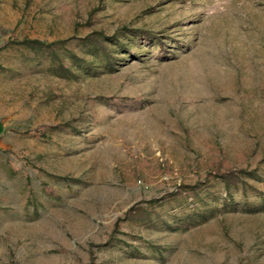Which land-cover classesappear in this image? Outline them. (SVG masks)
Masks as SVG:
<instances>
[{
    "label": "rangeland",
    "instance_id": "374dc122",
    "mask_svg": "<svg viewBox=\"0 0 264 264\" xmlns=\"http://www.w3.org/2000/svg\"><path fill=\"white\" fill-rule=\"evenodd\" d=\"M123 29L156 40L73 80L17 45ZM263 169L264 0H0V264H264V211L180 232L189 208L159 204L198 185L220 207L213 174ZM248 183L236 205L264 200Z\"/></svg>",
    "mask_w": 264,
    "mask_h": 264
},
{
    "label": "trees",
    "instance_id": "16d2710c",
    "mask_svg": "<svg viewBox=\"0 0 264 264\" xmlns=\"http://www.w3.org/2000/svg\"><path fill=\"white\" fill-rule=\"evenodd\" d=\"M149 39L156 40V37L147 30L123 29L122 33L112 35L94 31L71 45L67 41L46 43L31 39L21 40L17 42V45L25 49V52L22 53L25 59L44 61L47 70L53 75L73 80L79 77L78 72L86 75L112 72L120 61L118 53L129 57L137 56L142 43ZM66 58L70 59L71 66L64 63ZM212 176L214 179L219 178L226 189L221 206L214 205L217 202L216 197L209 195L211 190L207 186L204 189L203 186L198 185L187 187L182 191L168 194L159 203L160 205L167 204L170 208L176 206L189 208L187 212L174 213L171 222L166 221L168 229L185 232L206 222L209 218L223 213L228 208H238L243 212L250 213L264 211V200L257 204L241 203L239 206L234 203L233 192L230 191L231 188L241 189L242 192H246L248 189L257 191L248 183L249 178L264 181V169L261 172L239 170L215 173ZM43 192L46 196L53 197L45 188ZM28 203V205L37 206L33 198H30ZM153 214H147L146 221L164 222L162 212L156 210Z\"/></svg>",
    "mask_w": 264,
    "mask_h": 264
}]
</instances>
